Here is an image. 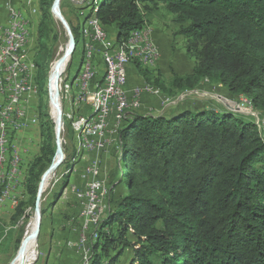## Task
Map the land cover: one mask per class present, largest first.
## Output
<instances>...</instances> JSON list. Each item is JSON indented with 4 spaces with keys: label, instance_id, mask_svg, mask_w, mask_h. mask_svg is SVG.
<instances>
[{
    "label": "trees",
    "instance_id": "trees-1",
    "mask_svg": "<svg viewBox=\"0 0 264 264\" xmlns=\"http://www.w3.org/2000/svg\"><path fill=\"white\" fill-rule=\"evenodd\" d=\"M53 1L38 0L39 37L52 21ZM87 2L84 20L114 35V46L146 28L141 7L160 5L174 17L194 62L191 72L166 81L134 65L161 98L216 86L244 97L264 118V0ZM72 32L80 45L81 35ZM47 118L42 144L25 171L26 200L14 208V221L35 204L42 174L55 157ZM117 133V183L126 195L101 221L90 264H102L98 250L106 264H115L131 245L132 264H264V131L250 116L182 107L163 115L131 114ZM113 245L121 248L110 254Z\"/></svg>",
    "mask_w": 264,
    "mask_h": 264
},
{
    "label": "rangeland",
    "instance_id": "rangeland-1",
    "mask_svg": "<svg viewBox=\"0 0 264 264\" xmlns=\"http://www.w3.org/2000/svg\"><path fill=\"white\" fill-rule=\"evenodd\" d=\"M8 1L11 3V6L20 8L22 12H24V15L29 19H32V15L28 10L34 11L33 23H30V34L32 35L31 55L34 57L36 70L32 81L33 84L37 85L38 89L37 94L34 95V106L31 110L35 122H33L25 131L11 134L12 142L16 147V154L21 159L22 173L25 176V171L29 163L36 156L38 149L42 144L43 140L40 135V130H42V125H44V128L47 127V116L50 117L52 121L51 132L54 138L53 145L55 151L54 122L52 119L53 112L49 95L50 74L55 61L65 52L68 37L53 14L52 21L48 24L43 36L39 37L37 34V25L40 20L37 7L38 0H0V24H3L6 20L5 14L7 9H5V4L8 3ZM87 1L88 0H62L59 7L60 13L67 21L71 32L72 29L75 34L78 32L82 37V41L80 45L79 43L77 44L73 56L66 65L62 76V94L64 93L61 95L63 128L60 135L65 159L62 165H60L54 172V177L49 181L46 191L41 195L40 211L42 221L38 235L39 237L36 240L35 245L26 255L27 257L22 264H48V254L53 251L50 249V251L48 250L49 252H47V249L48 246L51 245V240L54 237L53 234L64 230V228H62L63 225L67 226L69 229H77L78 234L80 230V223L78 224L79 215L77 203L81 196V192L86 187V182L81 179L80 175L81 168L86 164V161L82 159L85 152L81 153V155L79 154L81 151L80 143L82 134L77 131L75 125L82 117L86 116L88 108L85 104H78L74 107V104L71 102H73L72 99L78 97L77 81L75 78L78 75L77 73L79 71L82 57L86 55L85 53L88 52L87 50L89 47L88 40L90 39V36L87 30L88 22L87 20H84V18L89 15ZM26 5H28V10ZM140 10L145 16V26L148 29V32H151L152 39L155 44H157L160 52V56L157 58L156 63L154 65L152 64V67L145 66L147 68H141L150 70L155 78L157 77V74L160 73L166 81L171 78L172 74L185 75V73L191 72L190 70L192 69L194 62L185 51V41L180 35H178L179 26L176 24L174 17L168 14L160 5H148L143 8L141 7ZM86 45L88 46L86 47ZM36 62L38 65H36ZM134 65V62H130L129 64V66H132L135 69ZM101 67V65H97V70L99 71ZM135 71L137 73V81L140 82L139 84H142L141 82H144L141 78L142 76L136 69ZM65 91L67 92L65 93ZM156 91L158 92L157 89ZM197 92L205 95L194 94ZM194 93H191L188 96L185 95L183 98H167V100L168 102H178L180 100L179 104H177L179 107L193 109L195 107L199 108L200 106H209L215 110L224 108L234 112L243 113L244 115L250 116V118L258 125L259 130L264 131V118L261 117L259 112L253 110L252 107L246 103L244 97L232 96L227 90L225 91L216 86L212 89H205V91L201 92L195 91ZM145 99H143L144 101L141 111L149 108L151 110L156 109V111L159 112L158 107L151 100L152 98ZM177 105L167 107L165 112L174 109ZM46 133L47 131L45 130L44 134L46 135ZM107 145L106 148L109 157L104 162L99 161L94 151L87 152V157L89 159L94 158L97 161V165H99V171L101 174L100 180L103 181V187L106 191V207L103 211V219L107 216L106 213L108 209L113 210L115 206L114 204L126 195L125 187L122 184L117 183V179L119 178L118 172L121 167V165H119L118 150L114 152L110 143H107ZM8 200L10 201L9 204H7ZM24 200H26V196L24 199V190L21 187L16 186L1 206L0 264H11L25 238L28 226L34 218V204H32L27 207L24 217L15 221L12 219L14 208L20 201ZM112 229L115 233L114 227H112ZM93 243H95L94 240L88 248L90 259L87 264H90V261L92 260L91 246ZM133 247L134 245H131L129 248L124 249L123 256H121L115 264H132L135 257ZM120 248L121 246L119 245L111 246L109 248V251H111L110 254H112L114 250ZM71 249L72 246L69 245L67 251H71ZM67 251H64L66 255H70L69 261H66L67 263L70 264L72 259L81 263V256L73 255V253L71 255ZM62 252L63 251L61 250L59 255L62 254ZM97 253L101 256L102 264H106L108 259H106L99 250ZM64 259H66V257H64Z\"/></svg>",
    "mask_w": 264,
    "mask_h": 264
},
{
    "label": "built area",
    "instance_id": "built-area-1",
    "mask_svg": "<svg viewBox=\"0 0 264 264\" xmlns=\"http://www.w3.org/2000/svg\"><path fill=\"white\" fill-rule=\"evenodd\" d=\"M10 4L9 1L5 4L7 18L0 25V207L14 187L23 189L24 186L21 159L16 154L11 134L25 131L35 122L31 111L34 106L31 75H35L36 70L34 57L31 55L32 40L25 39L24 35L26 24L33 23L34 11H29L26 5L32 19H25L24 12ZM89 31V68L86 80L77 81L80 99L88 97V112L95 114L94 121L88 122L85 133L87 148L83 160L86 164L80 171L81 179L86 182L77 203L78 224L80 223L78 249L82 257L80 264L89 262L88 248L92 243V232L99 219L104 216L106 207V191L100 180L99 165L94 158L87 157V152L94 151L99 161L103 162L109 157L107 143L116 152L119 148L117 132L120 126L124 125L129 115L143 114V99L152 98L161 115L166 113L167 107L177 105L180 101L164 102L156 95L143 91V88L130 85L129 75L121 67L120 57L114 51L111 34L104 27L97 26L96 22ZM146 36L147 41H152V48L138 49L139 35L133 33L131 50L139 56L151 53V58L157 60L160 52L151 32ZM98 63L102 66L100 73L97 70ZM105 78L107 86L100 87V79ZM194 94L205 95L198 92ZM85 120L86 116L76 125Z\"/></svg>",
    "mask_w": 264,
    "mask_h": 264
},
{
    "label": "bare ground",
    "instance_id": "bare-ground-1",
    "mask_svg": "<svg viewBox=\"0 0 264 264\" xmlns=\"http://www.w3.org/2000/svg\"><path fill=\"white\" fill-rule=\"evenodd\" d=\"M25 19H29V18L25 15ZM95 22L96 21L92 20V19L88 21L87 30L89 32L88 34L90 36V39H91V33H90L89 29H90V27H92V24L95 23ZM96 24H97V22H96ZM97 26H99V25L97 24ZM134 33H138V35H139V38H138V49L152 48V41H147V36L146 35L149 34L147 28H145L144 30H141V31L134 32ZM24 35H25V39H31L32 40V35L30 34V23L26 24V29L24 30ZM87 46L88 45H86V47ZM113 48H114L115 53H117L118 56L120 57V65H121V67H123V69L124 68L126 69V73H127V69L129 67L130 62H134V63L138 64L140 67H145V66L151 65L152 63H154L156 61L155 59L151 58V53H144V55L139 56L136 52L132 51L131 50V37H129V39L124 44H122L121 46H114L113 45ZM31 49H32V43H31ZM85 52H86V49H85ZM85 54L86 55H84V57H82V60H81V63H80L81 67L79 65V71L77 73L78 75L75 78L76 81H85L86 80V73L88 72V68H89V54H88V52L85 53ZM82 55H83V53H82ZM62 57H64V53H62V55L55 61V63L53 64L52 70H51V74H50L51 75V79H50V84H49V95L51 97L50 98L51 99L50 104H51V108H52V112H53L52 113L53 114L52 119H53V121L55 123L58 122V115L56 113L57 98H56L55 93L58 92V95H59V99H58L59 100L58 101L59 108L62 111L61 95L64 94V93L63 94L60 93L61 84H62V76H63L64 69L66 68V65L68 64V62H69V60L71 58L70 57V58L65 59V61L62 63L61 62V58ZM58 75H59V77H57ZM32 80H33V75H31V85L34 86L33 95H35V94H37V90L38 89H37V85L33 84ZM105 86H107V78L100 79V87H105ZM137 86L140 87V88H143V91H146L148 93H152L154 95H158V93H159V92L156 91L155 88H152V87L148 86L147 84H137ZM66 92L67 91H65V93ZM77 94H78V97L77 98L75 97L74 99H72L73 102H71L72 104H74V107L76 105H78V104H85V106L87 107L88 106V97L80 99L79 91H78ZM179 97L183 98L185 96L181 95ZM70 99H71V97H70ZM160 100H162L164 102H168L167 99L160 98ZM145 115L146 114H144V116ZM94 119H95L94 112H87L86 120L85 121H81L80 123H78V125L75 126L77 131L82 134L81 143H80L81 152H86L87 136H85L86 135L85 133L87 131L88 122H93ZM122 126H120V129L122 128ZM62 128H63V115H62V119H61L60 133L62 131ZM119 146H120V142H119ZM118 152H119V148H118ZM55 171H53L52 173L48 174L47 178H45V180L43 182L42 189H41V195L46 191L49 181L54 177V172ZM22 176H24L23 173H22ZM24 180H25V176H24ZM0 210H1V207H0ZM39 210H40V206H39ZM33 216H34V218L30 222V224L28 226V230H27V232L25 234V238H24L25 242H24V244L22 246V254L21 255H17L16 254L15 258L13 259V263L12 264H22V263H24V260L27 257L26 255L28 254V252L32 249V247L36 243V240H34L30 236L33 233V231H34V229L36 227V224H37V216H36V214L34 213ZM101 219H103V217ZM101 219H99V221L96 224V227L94 228V230L92 232V241L93 240L96 241V239L98 238V235L96 233L98 231V226L100 225V223L102 221Z\"/></svg>",
    "mask_w": 264,
    "mask_h": 264
},
{
    "label": "water",
    "instance_id": "water-1",
    "mask_svg": "<svg viewBox=\"0 0 264 264\" xmlns=\"http://www.w3.org/2000/svg\"><path fill=\"white\" fill-rule=\"evenodd\" d=\"M62 0H54L51 6V14H53V16L55 17V19L58 21V23L60 24V26L62 27V29L65 31V34H67L68 37V42L65 48V52H64V57L61 58V62L63 63L65 61V59L70 58L73 56V52L76 49V41H75V37L71 32V29L67 23V21L65 20L64 16L60 13V3ZM59 77V75L57 76ZM194 93V92H192ZM56 98H57V103H56V113L58 115V122L55 123L54 121V135H55V157L52 161V163L49 165V167L46 169V171L42 174L41 180L39 182L38 188H37V193H36V200H35V204H34V213L37 216V224L36 227L33 231V233L30 235L34 240L38 239V235L40 232V227H41V221H42V216H41V212L39 210V206H40V202H41V189L43 186V182L45 180V178H47L48 174L52 173L53 171H55L60 165H62L64 159H65V155H63V150H62V145H61V135H60V125H61V119H62V111L59 108V103H58V99H59V95L58 92L55 93ZM51 98V97H50ZM51 101V99H50ZM25 240L22 241L21 246L17 252V255H21L22 254V246L24 244ZM13 263V261L11 262V264Z\"/></svg>",
    "mask_w": 264,
    "mask_h": 264
},
{
    "label": "crops",
    "instance_id": "crops-1",
    "mask_svg": "<svg viewBox=\"0 0 264 264\" xmlns=\"http://www.w3.org/2000/svg\"><path fill=\"white\" fill-rule=\"evenodd\" d=\"M6 18H7V15H6ZM110 38L112 39V44H113L114 41H115V40H113L114 39V35H111ZM155 63H156V61L154 63H152V64L154 65ZM152 64H151V66L149 65V67H152L153 66ZM98 65H100V63H98ZM132 66H129L128 69H127V73L129 75V84L130 85H137L140 82L137 81V73H136L135 69ZM100 72H102V67L99 69V73ZM141 83L144 84V82H141ZM158 95H159V93H158ZM158 95H156V97H158L160 99L161 97H160V95L159 96ZM179 108H182V107H179V105H177V106L174 107V109H171L170 111H174V110H177ZM146 110H142L141 113H143V114L147 113V114H153V115H161L160 112L156 111V109L151 110V109L148 108ZM81 153H83V152L80 151L79 154L81 155ZM82 159H83V157H82ZM9 202L10 201L8 200L7 204H9ZM62 228H64V230H61L59 232H55L53 234L54 237L51 240V245L48 246L47 252H49L50 249H52V251H53L52 253L48 254V256H49L48 264H69L66 261L67 260L69 261V259H70L69 256L70 255L68 256V254L66 255L64 253V251H67V248H68L69 245L72 246L71 251L70 250L67 251L69 254L72 255V253H73V255L75 254V255L81 256V255H79L80 254L79 253V249L77 250L78 244H79V239H80V235L78 234V230L77 229H69V228H67V226H64V225H63ZM76 244H77V246H76ZM61 250L63 252H62V254L59 255V252H61ZM64 257H66V259H64ZM89 259H90V256H89ZM77 263L80 264V262H77L75 259H72V262L70 264H77Z\"/></svg>",
    "mask_w": 264,
    "mask_h": 264
}]
</instances>
